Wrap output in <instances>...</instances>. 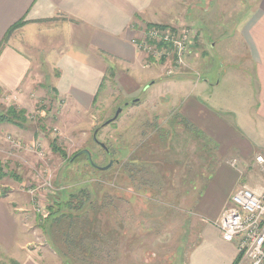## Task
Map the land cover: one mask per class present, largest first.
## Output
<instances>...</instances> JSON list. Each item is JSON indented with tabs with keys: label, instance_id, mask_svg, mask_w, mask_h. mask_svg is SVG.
Listing matches in <instances>:
<instances>
[{
	"label": "rangeland",
	"instance_id": "1",
	"mask_svg": "<svg viewBox=\"0 0 264 264\" xmlns=\"http://www.w3.org/2000/svg\"><path fill=\"white\" fill-rule=\"evenodd\" d=\"M175 3L179 4V14L183 12L189 19L184 23L182 18L183 23L171 27L188 28L197 33L191 34L193 49L187 67L177 73L195 74L193 79L199 82L192 79L190 91L202 94L210 103L214 98L221 99L227 89V77L221 86L208 90L196 84H200L202 76L210 77L212 84H217L219 74L225 73L222 61L230 55L233 45L238 44L237 40H241L238 31L258 0ZM49 32L48 35L41 33L40 38L44 35L50 38ZM38 46V51L48 52ZM163 48L171 49L169 46L159 49ZM233 48L241 53L237 59H242V46ZM210 58L219 67L214 68ZM165 59L172 60V65L174 52L162 56L159 62ZM36 66L27 78L33 86L29 96L13 101L0 91V114L10 107L26 110L25 119L0 121V173L3 175H0V184L16 186L25 196L29 210L25 215L26 232L35 240L32 246H57L63 261L68 254L65 258L70 264H185L190 241H195L194 212L211 211L205 204L196 205L209 177L212 160L196 142L192 129H184L179 119H174L172 114L177 113V104L172 98L161 96V90L149 96L147 93L126 96L112 81L97 96L94 107L85 109L55 90L59 73L56 67ZM200 69L210 70L202 73ZM7 95L14 97V94ZM119 107L123 111L118 119L100 128ZM165 131L167 135H162ZM95 134L111 150L97 143ZM54 144L67 156L54 151ZM126 144L133 149V154L120 153ZM82 150H89L98 166H106L110 160L114 164L108 170H101L91 164L87 154L78 155L74 162L69 160ZM129 157L136 163H127ZM255 157L246 164L248 168H257L250 177L239 167L241 179L237 186L247 184L256 190L264 189V172L255 163ZM140 158L147 163L137 161ZM83 186L85 194L76 195L74 207L66 210L67 215L73 212V218L64 219L51 229L50 208L61 202L62 197L68 199L67 193L77 194ZM91 191L96 192L94 208L99 210H90L79 219L77 205L81 204L84 209L88 205L90 209ZM219 202L217 198L214 203Z\"/></svg>",
	"mask_w": 264,
	"mask_h": 264
},
{
	"label": "crops",
	"instance_id": "2",
	"mask_svg": "<svg viewBox=\"0 0 264 264\" xmlns=\"http://www.w3.org/2000/svg\"><path fill=\"white\" fill-rule=\"evenodd\" d=\"M175 1L180 0H0V91L16 98L29 96L32 68L52 64L59 72L58 93L85 109L96 104L112 81L126 96L161 90V96L172 98L177 104L172 115L187 119L206 135L205 140H195L210 146L212 160L196 205L205 204L211 211L194 212L195 241H190L185 264H234L237 247L224 240L215 222L240 185V171L250 177L257 168L246 164L264 154V0H258L238 31L241 40L237 38L233 47L242 46V59L232 47L217 84L204 76L196 84L208 90L228 78L226 92L211 103L190 91L195 74H168L172 60L156 61L136 45L151 24L172 26L183 23L182 18L188 22ZM21 21L24 24L4 40ZM43 32L47 35L40 38ZM38 45L48 52L38 51ZM218 64L212 60L214 68ZM15 187L0 184V264H64L57 246H32L35 240L26 232L28 203Z\"/></svg>",
	"mask_w": 264,
	"mask_h": 264
},
{
	"label": "built area",
	"instance_id": "3",
	"mask_svg": "<svg viewBox=\"0 0 264 264\" xmlns=\"http://www.w3.org/2000/svg\"><path fill=\"white\" fill-rule=\"evenodd\" d=\"M192 32L194 31L188 28L153 25L136 45L156 61L174 52V63L167 71L168 74H174L187 67L188 57L193 49ZM162 46H169L171 49H159ZM6 97L13 101L16 99L9 95ZM255 163L264 172L263 153L256 155ZM232 164L237 166L236 161ZM215 224L224 240L236 245L240 256L238 264H264V189L256 190L247 184L239 185Z\"/></svg>",
	"mask_w": 264,
	"mask_h": 264
},
{
	"label": "trees",
	"instance_id": "4",
	"mask_svg": "<svg viewBox=\"0 0 264 264\" xmlns=\"http://www.w3.org/2000/svg\"><path fill=\"white\" fill-rule=\"evenodd\" d=\"M24 24V22L23 21H21V22H18L17 24H15V25H13L10 29H9V31H8V33L6 34V36H5V38H4V40H6L7 38H8V36L9 35H11V33H13L14 32V30H16V29H18V27H20L21 25H23ZM154 24H151V25H149L148 27H151V26H153ZM0 51H1V49H0ZM55 90H56V88H55ZM57 91V90H56ZM97 100V97H96V99H95V101ZM25 116H26V110L25 109H22V110H17L15 107H10V108H8V110L5 112V113H2V114H0V121H8V122H12V121H17V119H25ZM174 119L177 121L178 119V122L179 123H181L182 124V126H183V128L184 129H187V130H189V129H192V132L197 136V137H201V138H203L204 140L206 139L205 138V134L204 133H202V131H200V130H198L197 128H195L189 121H187V119H185V118H183V117H175L174 116ZM169 125H170V127L172 126L173 128H174V125H173V123H169ZM102 127H104L103 125L100 127V128H102ZM99 129V128H98ZM171 132V131H170ZM165 133L166 134H162V135H167V133H168V131H165ZM163 137V136H162ZM163 142V141H162ZM201 148H203V150L204 151H206V152H208V150H209V148H208V146H206L205 144H203L202 146H200ZM124 148V149H123ZM123 148H120V153L121 154H123V155H128L129 153H132L133 152V149H131L130 148V145L129 144H126ZM53 149H54V151H56V152H58V153H60L61 154V156H63V157H66L67 156V154H66V152L63 150V149H61V148H59L56 144H54L53 145ZM108 149H110V148H108ZM111 150V149H110ZM109 150V151H110ZM111 152V151H110ZM77 154V153H76ZM76 154H74L73 156H71L70 158H69V160H72V162H74L76 159H77V157H75L76 156ZM133 154V153H132ZM83 156H86V155H83ZM146 155H142V157H145ZM88 157V156H87ZM133 157H129V158H127V163H129V164H133V163H136V161H134L133 159H132ZM74 159V160H73ZM141 159V160H140ZM140 159H137V161H140L141 163H143V164H146L147 162H146V160H144L143 158H140ZM126 166H128L127 164H126ZM134 177V176H133ZM88 184V183H87ZM85 189L86 188H84V186L83 187H81L80 188V190H79V192L77 193V194H75V193H73V192H71V194L70 193H67V198L68 199H64L63 197H62V201L61 202H59V203H56L54 206H52L50 209H51V212H50V216H49V219H51L50 220V223H51V229H52V226L54 225V224H58V223H61L62 221H64V219H65V221L66 220H69L68 218H70V217H72L73 218V212L72 213H69L68 215H67V212H66V210H72L71 208L72 207H74V201H73V199L75 198V196L76 195H78L79 193L80 194H85ZM91 194L93 195L92 197H91V200H90V206H92L90 209L89 208H87V206H86V208L84 209V206H81V204H79V205H77V207L79 208V216H78V218L79 219H81L82 217H83V215L85 216V215H87V212L88 211H90V210H92V211H97V210H99L98 208H94V204H96V203H94L96 200V198H97V195H96V192L94 191H91ZM73 195V196H72ZM65 196V195H64ZM84 196V195H83ZM80 198H82V197H80ZM84 200V199H83ZM82 202V201H81ZM82 203H84V202H82ZM71 207V208H70ZM75 219H76V217H75ZM89 223H90V220H89ZM72 225H73V223H72ZM71 225V226H72ZM73 226H75V225H73ZM55 238V237H54ZM59 253H61V252H59ZM62 254V253H61ZM60 254V255H61ZM68 255V254H67ZM67 255H65L64 256V262H65V264H70L71 263V261L70 260H67L65 257H68ZM239 261H240V256H238V258H237V260H236V262L234 263V264H238L239 263Z\"/></svg>",
	"mask_w": 264,
	"mask_h": 264
},
{
	"label": "water",
	"instance_id": "5",
	"mask_svg": "<svg viewBox=\"0 0 264 264\" xmlns=\"http://www.w3.org/2000/svg\"><path fill=\"white\" fill-rule=\"evenodd\" d=\"M122 111H123V107H119L118 110L116 111L115 115H114L112 118H110L109 120H107V121L103 124V126H107V125H109L110 123H112V122H114L115 120H117L118 117H119V115L122 113ZM94 138L98 141V143H99L103 148H105V149L108 151V147H107L104 143L100 142V141L97 139L96 134L94 135ZM81 154H87L88 157H89V159H90L91 164H92L94 167L99 168V169H101V170H108V169H110V168L113 166V164H114V160H110V162H109L106 166H98V165L94 162L93 157H92V154H91V152H90L89 150H82V151L78 152V153L76 154L75 157H77L78 155H81Z\"/></svg>",
	"mask_w": 264,
	"mask_h": 264
},
{
	"label": "flooded vegetation",
	"instance_id": "6",
	"mask_svg": "<svg viewBox=\"0 0 264 264\" xmlns=\"http://www.w3.org/2000/svg\"><path fill=\"white\" fill-rule=\"evenodd\" d=\"M98 139V138H97ZM95 141L98 143V141L95 139Z\"/></svg>",
	"mask_w": 264,
	"mask_h": 264
}]
</instances>
